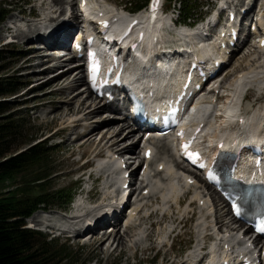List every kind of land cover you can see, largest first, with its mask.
<instances>
[{"label":"rangeland","instance_id":"374dc122","mask_svg":"<svg viewBox=\"0 0 264 264\" xmlns=\"http://www.w3.org/2000/svg\"><path fill=\"white\" fill-rule=\"evenodd\" d=\"M63 1L64 6H67L71 0ZM108 1L112 3L114 1L119 6L129 10L130 6H125L124 0ZM212 1L213 0H209V3ZM3 2L11 4L7 6V8H9L10 12L13 14L20 13L27 15L30 9H32L33 12H39L36 8L37 6L34 5V3H36L35 0H0L1 5ZM238 2H240V0H238ZM258 3L260 6V4H264V0H258ZM235 4H237V2H234L233 6H235ZM52 6L53 5L50 4L42 9V11L50 12ZM3 7H5V5H3ZM55 9H58V7H55ZM177 9L178 4L176 3L175 8L172 6L170 11L173 12ZM58 13L59 11H57V14ZM8 17L7 15L4 21L0 22V28L4 26ZM43 21L44 20L41 19L39 20V18H27V20L25 19L20 22L22 28L19 27L16 31L22 29L24 32H28L32 26V31H36L37 29H34V26L39 23L37 26L39 28L42 27L44 25ZM43 30L44 27L42 28V32ZM12 36V32L5 30L2 31L0 37V80L8 77V81L11 82V85L7 88H17L15 93L0 97V103L3 104V107H7V110H4L0 115L10 116L11 118L9 120H12V122L16 121L13 122L15 130H13V132L11 131L7 140L6 146L9 152L6 156L11 157L25 150L30 145L44 140L57 129L69 125L67 130L63 131L64 134L61 137L62 139L54 137L42 143L48 147H53L49 161L56 173L51 178L48 187L50 186L54 189L62 187L68 188L79 179L82 182L77 193L81 194V198L84 200L85 191L91 186V182H87L85 175L83 177L81 176L83 173H88L90 171L87 166H95L97 158H94V150L97 149L98 152L101 151V155H107L106 147L103 146L104 142L97 148V142L105 131L102 129L104 126L100 125L104 118L98 115H101L104 110L84 121V116L88 111L95 108L93 99H90L88 105L82 108L80 112L69 113L64 118L57 120L61 116V111L59 109L65 110L66 108V110H68L70 107L72 108L73 105L75 106L77 101L82 100L88 95L84 91V82L78 84L74 90H65L63 93L57 92L58 88L69 84L70 81L75 78V73L70 74V72L65 74L66 77H64L63 72L65 70L57 73L58 69H64L69 63L64 64L63 61L61 65L41 72L42 68L51 65L49 62L43 63V59H38L39 57L37 54L41 53L42 47L38 49V44L32 43L30 41L31 38L27 40L29 37L20 40V38L15 35ZM11 39L15 40L16 43L7 44ZM254 48V45L246 44L239 52L235 53V58H233L230 65L227 67L228 74L224 79L225 85L228 86L231 84L239 77L240 72L250 71L248 69L256 70L255 64L252 65V59L255 55L249 57L244 55L247 52L250 54L253 52L255 53L256 51ZM261 56L264 55L261 54ZM263 61L261 59V63ZM262 95H264L263 91L260 93L251 90L247 93V99L254 103L253 110L264 108V96ZM73 96H77V100L72 103L73 105L66 103V101ZM55 117H58L56 121H54ZM76 123L78 126L75 127ZM119 124L121 125V123ZM97 127H99V130L92 139L94 143L91 146L88 144L87 146H82L85 141L86 133ZM73 129H75V131ZM130 142L131 141H128L126 144ZM123 145H125V143H122L120 146ZM139 148L140 147L137 146V150ZM156 151L157 158H155L152 163V170H150L147 183H154L157 187L151 190L150 196L143 202L147 206V209L141 212V219L132 223L131 229L121 227L122 224L121 226L119 224L117 225V230H119V233L126 239L124 246L117 247V243L114 242L111 235L104 244H101L99 238L102 236V231H95L91 243L85 246L77 242L68 241L65 235L58 237L59 231L56 230L58 225L55 226L54 223L46 221L49 225L55 227L53 231L51 228L50 232H48L50 228L46 227L47 224H43V227L39 228V224L32 223V221H34L33 216L36 214H40L47 218L52 215L56 216L62 213H68V211L63 212L61 210L62 208L57 204L47 205L45 214H43V210H39V212L31 215L25 221L27 227H37L35 231L42 233L43 237L46 239L50 240L51 238H56L59 244H66L69 251L75 254L76 259L74 261L77 264H82L84 262H87V264H185L184 261L187 251L193 249L198 241H200L204 228L209 225L212 228V233L217 231L218 226L214 225L216 221V209L209 202V204L206 205L207 211L199 210L196 207L193 209L190 208L186 218L181 211L187 208V203H185L182 208H177L176 205H173L174 203H172V207L170 208L169 204H166L167 202L163 203L162 195L164 194V189L161 191L163 193H159V191L161 188H167L169 179L166 180L168 177L164 175H154L153 170H155L159 160L165 161V159H168L171 163H173L174 160L170 154L165 153L166 151H162L158 146H156ZM86 163H88V165H85ZM96 173L97 170L95 171L94 177ZM18 178L19 180L15 183H11L10 181L5 183L0 182V192L11 190L14 185H19L21 183L20 176ZM4 187H6L5 190H3ZM94 188L96 189L94 200L97 201L96 199L103 195V191L100 183H94ZM183 191L184 190L179 191V193H183ZM157 197H159V200H157ZM158 202H160L159 206L156 205ZM87 210L88 209H85V211L80 214L85 216ZM192 211L194 212L193 215H191ZM163 214L165 216H163ZM226 220L228 221L229 219L226 218ZM71 222L72 221H70V223ZM222 230L225 231L226 229L222 228ZM205 243V245L209 244L207 241Z\"/></svg>","mask_w":264,"mask_h":264},{"label":"trees","instance_id":"16d2710c","mask_svg":"<svg viewBox=\"0 0 264 264\" xmlns=\"http://www.w3.org/2000/svg\"><path fill=\"white\" fill-rule=\"evenodd\" d=\"M179 1L185 19L199 15L206 0ZM131 4L136 9L141 8L146 0H136ZM2 5L0 4V22L7 14ZM9 85L11 82L8 77L0 80V97L15 93L17 88H7ZM4 110L7 107L0 103V114ZM10 118L0 115V182L15 183L20 176L21 183L14 185L11 190L0 192V264H77L74 261L75 254L65 244H59L56 239L48 240L40 232L27 229L25 219L47 205L57 204L66 209L78 186L56 189L48 187L56 172L49 161L52 148L44 144L7 157V140L11 131L15 130L13 122H16H12ZM3 158L7 159L1 162Z\"/></svg>","mask_w":264,"mask_h":264},{"label":"bare ground","instance_id":"6f19581e","mask_svg":"<svg viewBox=\"0 0 264 264\" xmlns=\"http://www.w3.org/2000/svg\"><path fill=\"white\" fill-rule=\"evenodd\" d=\"M35 2L36 3H34V5L39 4L42 7H44L46 4H48L47 0H35ZM50 2H52V4H53V8H52L53 10L49 14H45V15L43 14L44 17H43L42 20L47 18L48 22L52 23L54 21L56 22L59 19V17L63 16L65 8H64V4H63L64 1L63 0H50ZM69 4L71 5L72 8L75 7L76 0H72L71 2H69ZM103 4L105 5L106 3L103 2ZM55 7H58V9H55ZM57 11H59L60 14L59 13L57 14ZM32 14L36 15V13L33 12V11H32ZM38 18L40 19V17H38ZM261 23H263V22L261 21ZM37 24H39V23H37ZM37 24L34 26L35 27L34 29H37L36 31H32V29H33L32 28L33 26H32L30 28V30H29L30 32L26 31L27 32L26 33L22 29H18L14 35L16 37L20 38V40L25 39L27 37H29L27 39V40H29L31 38V35H35L37 38H43V36L39 34L40 28L37 26ZM160 24H161V22H158L156 24V26L158 27ZM48 28L49 27H46L45 32L48 30ZM159 28H160V26H159ZM5 30L10 31L11 28L8 27L6 24H4V26H2L0 28V37L2 35V31H5ZM51 30L52 31L49 34V36L52 37V40H49L47 42V46L50 49L53 48V49H56V51H60L59 48L65 44L67 38L71 34L72 26L70 24H63V23L60 22L53 29L51 28ZM197 31H198L197 29H193V30H186L185 29V30H183V33L188 34L189 36H191L193 34H197L196 33ZM59 33H61L60 36H57V38L53 37L54 35H57ZM203 45L207 46L209 49H212V55H215V56H219L220 55L219 51H218V48H217V44H216V42L214 40L203 42ZM243 47H244V44L243 43L240 44L238 49H237V51L239 52V50H241ZM255 48H257V47L255 46ZM66 50L68 51V48H66ZM255 51H256L255 53L253 52V53L250 54V53L247 52L244 55L248 56V57L255 55L253 57V59H252V62H253L252 65L255 64L256 70L255 69L254 70L248 69L250 71L240 72L239 73V77H237L231 84H229V88L230 89H228L227 91L231 92L230 95H232V98L235 101L240 99V97H241L240 96V94H241L240 90H242V88L244 86H246L247 83H250V82H254L255 83L256 82V83H258L260 86H262L264 88V63H263L264 62L263 61L264 60L263 59L264 56H261V54L264 55V49L255 50ZM50 57H53V56H50ZM233 58H235V56ZM38 59H40V60L43 59L42 61L44 63V58H38ZM52 59L53 60H52L51 63L53 65L51 64L49 66H46V67L42 68L41 72L47 71V70H49V69H51V68H53L55 66L61 65V63L64 61L63 56L53 57ZM261 59L263 61L262 63H261ZM70 66H71V64H68L67 67H64V69H61V70H65L63 72L64 77H66L65 74H67L69 72H70V74L72 73L71 71L67 70L68 67L70 68ZM61 70L58 69L57 71H61ZM82 82H84L83 77L77 76V77L73 78L70 81L69 84L63 85L60 88H58L57 92L63 93V91H65V90H69V89L70 90H74V89H76L77 85L82 83ZM263 92H264V90H263ZM262 96H264V95H262ZM262 96H261V98H262ZM90 99H92V97L88 93V95L85 98H83L80 101H77V104L74 106L72 103L77 100V96L71 97L69 100L66 101V103H68L70 105H73V107L72 108L70 107V109H68V110H66V108H65V110H62V109L58 108L61 111V113H60L61 116L59 118L55 117L54 121H56L57 118H58L57 120H60V119L64 118L69 113L80 112L82 110V108H84L85 106L88 105V102L90 101ZM223 100H224V104L226 105V104L230 103L229 101L231 99H230V97L227 96ZM93 103H95V101H93ZM67 107H69V106H67ZM95 107H96V109H92V110L88 111V113L84 116V121L88 120L91 116L100 113L104 109V112H102L101 115H98V116L104 118V119H102L100 125L104 126L102 129H104L105 131L101 135L100 140L97 142V148H98V146H101V144L104 142L103 146L106 147V151L108 153H110V155H112V153H113V154H116V155L121 157V156H123L122 153H124V152H128V151L134 152L135 148H136L135 147L136 143H133V144L132 143L131 144L127 143L126 144V142L130 141L134 137V135H135L134 131L132 129L127 128L125 126V122L117 121V117H115V116H113V118L109 117V115H111L114 112L116 107L113 106V105H108V106L101 107V106L97 105L96 103H95ZM225 108H230L232 110V112L235 111V107L232 108L229 105H227L223 109H225ZM222 119H224V117L220 115L219 116V120H222ZM262 120L264 122V118ZM119 123H121V125ZM254 124L256 125V122ZM76 126H78L77 123L75 124V127ZM98 128L99 127L95 128V129H92V130H90L89 132L86 133L85 139H84L85 141L83 142L82 146L83 145L87 146V144L91 146L94 143L92 139H93L94 135L98 132V130H99ZM73 130L75 131V129H73ZM214 136H216V134ZM160 142H161V147H160L161 150L164 151V152L166 151L168 154H170L172 156V158H174L175 156H174V153H172L170 146L168 144H166L163 140H160ZM122 143H125V145L120 146ZM94 152H95L94 158H97L99 155H101V153H100L101 151L98 152L97 149H95ZM112 156L114 157V155H112ZM159 162L157 163L156 169L154 171L156 175H161V173H163V172H158L157 171V166L159 164H163L164 165V167H165L164 171L170 172L171 170H173L170 165H167V162H165V161L160 162V163ZM176 167H177L178 173L180 172L181 175L187 173L185 168L182 167L179 163L176 164ZM90 176H92V174ZM168 179H169V183H168L169 185H167L166 189L163 188L164 189L163 190L164 194L162 195L163 196V201L168 202V198L170 197V199L173 198L175 200V204L176 205H178V204L181 205L182 204V200L177 195V192H178L179 188H186L187 186H185L184 184H180L181 177H177V174L175 176L168 177ZM147 186H148V184L145 185L141 190L143 191L145 188H147ZM199 199L200 198H198V200ZM157 200H159V197H157ZM223 204H224V202L221 199H218L217 201H214V206L216 207V217H215L216 222L215 223H216L217 226H219L218 227V231L219 232L223 233L222 228L226 229V232H224V234H223V236H226L225 233H227L229 231L233 232L234 230H236V226L233 223V220L231 218L228 221L226 220V218L229 216V209L225 210L226 206H224ZM135 210H136V208H135ZM52 217H53V215L46 218V217L41 216L40 214H36V215L33 216V220L34 221H32V223L34 222L36 224H44V223H47L46 221L51 222L50 218H52ZM59 218H60L61 221L69 223L68 222L69 219H67L69 217H64V216L62 217L61 216ZM70 219H73V218H70ZM117 221L118 220L116 218V223L114 225L113 230L110 233H107V228L103 231L102 236H100V238H99V241L101 242V244H104L108 240L109 236L111 235V238L114 240V242L117 243V247L125 245L126 239H125V237L122 234L119 233V230H117V224H118ZM107 222L108 221H104L102 223V220H101L98 223H99V225H101V224H106ZM85 226H87V224ZM49 227H50V229L51 228L54 229V226H49ZM208 228H209V225L207 226L206 231L203 234V239L206 240V241L213 239L212 233L209 231ZM98 229L100 230V228H98ZM87 231L89 233L93 232L89 227H88ZM90 238H93V235Z\"/></svg>","mask_w":264,"mask_h":264},{"label":"snow or ice","instance_id":"6c2138e0","mask_svg":"<svg viewBox=\"0 0 264 264\" xmlns=\"http://www.w3.org/2000/svg\"><path fill=\"white\" fill-rule=\"evenodd\" d=\"M157 2H158V0H154V2H153V8L156 7ZM187 147H188V146L185 145V148H187ZM221 147H222V145H221ZM187 155H188L191 159H193L194 161H195L196 159H198V157H199V153H195V152H188ZM234 207H236V206L234 205ZM236 211H237V213H239V211H240V210H239V207H236ZM260 231H264V224L261 225V227H260Z\"/></svg>","mask_w":264,"mask_h":264}]
</instances>
